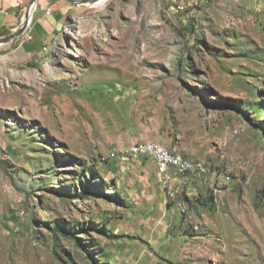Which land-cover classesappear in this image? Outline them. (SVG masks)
I'll return each instance as SVG.
<instances>
[{
    "label": "rangeland",
    "instance_id": "obj_1",
    "mask_svg": "<svg viewBox=\"0 0 264 264\" xmlns=\"http://www.w3.org/2000/svg\"><path fill=\"white\" fill-rule=\"evenodd\" d=\"M65 4L35 70L0 50V264H264V0ZM145 142L211 173L133 193L102 157Z\"/></svg>",
    "mask_w": 264,
    "mask_h": 264
},
{
    "label": "crops",
    "instance_id": "obj_2",
    "mask_svg": "<svg viewBox=\"0 0 264 264\" xmlns=\"http://www.w3.org/2000/svg\"><path fill=\"white\" fill-rule=\"evenodd\" d=\"M30 2L31 0H0V34L2 36L10 35L21 27L25 18L24 15L27 14L26 19L29 16L28 7ZM35 8L32 18L33 40L24 42L21 36L0 46L2 60L16 67V69L22 70L23 73L27 70L29 73L30 66H33L35 70V67L45 58L49 48L55 42L59 24L66 13L67 7L65 0H38ZM50 39H53V41L50 42ZM142 158L146 161L141 160V157H135L128 163L116 162L115 164L120 166L110 167L115 176L131 179L129 184L133 193L138 192L139 188L142 189L144 182H147L153 187L151 193L155 194V202L156 200L159 202L165 201V190L170 189L173 191L176 186L187 179L179 177L176 172H172L173 179L166 185L163 177L158 172L156 162L147 157ZM148 161L154 164V169L149 166ZM193 175L197 176L198 174L193 173ZM137 179H141V185ZM160 189L163 193L159 194ZM149 208L150 211H154L155 205L152 204Z\"/></svg>",
    "mask_w": 264,
    "mask_h": 264
},
{
    "label": "built area",
    "instance_id": "obj_3",
    "mask_svg": "<svg viewBox=\"0 0 264 264\" xmlns=\"http://www.w3.org/2000/svg\"><path fill=\"white\" fill-rule=\"evenodd\" d=\"M200 1L201 0H170V3L175 12L186 13L188 10L191 9V6L194 3H200ZM31 23L28 26L25 33L22 35L24 42L33 40ZM135 157H147L155 161L158 167V172L163 177V181L165 184H168L173 179L172 172H175V162L177 161V159H185V158H178L175 156H168L162 151H157L154 148V145L151 144L146 148L138 150L133 153L113 154L112 156L108 157L105 162H117L124 164V163H128L132 158ZM192 173H196L201 176V167L192 165L190 163H185V175H190ZM210 173L211 171L208 170V175Z\"/></svg>",
    "mask_w": 264,
    "mask_h": 264
},
{
    "label": "bare ground",
    "instance_id": "obj_4",
    "mask_svg": "<svg viewBox=\"0 0 264 264\" xmlns=\"http://www.w3.org/2000/svg\"><path fill=\"white\" fill-rule=\"evenodd\" d=\"M108 0H95V1H88L84 4V6H100L103 5L104 3H106ZM199 5V3H194L191 8L197 7ZM32 18H33V10L29 11V16L27 18V20L29 21V23L32 22ZM71 50L68 48V52L67 54H70ZM154 145V148L157 151H162L163 153L167 154L168 156H175L178 158H185V159H177V161L175 162V172L177 175L179 176H187L185 175V163H190L192 165L195 166H200L201 167V174H207L208 170H210L205 163H203L200 160H194L191 158L186 157L185 155L181 154V153H175L170 151L169 149H167L164 145L158 143V142H145V143H137L134 145H131L130 147H128V149H126L125 151H122L120 153L117 152H112L109 156L107 157H102L103 162L106 161V159L110 156H112L113 154H125V153H133L136 152L138 150L144 149L149 145Z\"/></svg>",
    "mask_w": 264,
    "mask_h": 264
},
{
    "label": "water",
    "instance_id": "obj_5",
    "mask_svg": "<svg viewBox=\"0 0 264 264\" xmlns=\"http://www.w3.org/2000/svg\"><path fill=\"white\" fill-rule=\"evenodd\" d=\"M69 1L75 5H84L86 2H88L90 0H69ZM91 1L93 2L95 0H91ZM37 2H38V0H31L30 5L28 7V11L33 10V14H34V9L36 7ZM26 17H27V14H26L24 21H23V23L19 29H17L15 32L10 34L9 36L0 38V46L18 39L19 37H21L25 33L28 26L30 25V23L26 19Z\"/></svg>",
    "mask_w": 264,
    "mask_h": 264
}]
</instances>
